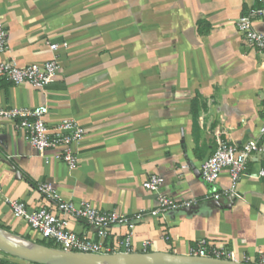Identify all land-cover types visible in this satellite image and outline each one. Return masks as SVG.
<instances>
[{
    "label": "crops",
    "instance_id": "0c3cea01",
    "mask_svg": "<svg viewBox=\"0 0 264 264\" xmlns=\"http://www.w3.org/2000/svg\"><path fill=\"white\" fill-rule=\"evenodd\" d=\"M256 7L258 0H0L8 32L2 61L59 63L43 90L0 78V108L46 106L51 128L74 119L86 130L74 147L77 167L69 169L54 151L38 153L12 123L0 122L2 230L39 239L13 216L11 202L30 210L53 206L37 190L51 183L62 201L89 202L133 222L134 253L189 256L207 240L242 264H257L264 253V177L252 176L264 170V154L249 162L238 197L207 199L231 181L224 172L206 185L200 175L218 140H259L264 53L251 50L236 28ZM256 28L264 33V22ZM151 175L164 178L161 194L196 202L156 214L158 195L143 188ZM68 230L99 240L83 221L69 219ZM129 232L127 225L111 227L106 246L119 252ZM0 263L33 264L3 253Z\"/></svg>",
    "mask_w": 264,
    "mask_h": 264
},
{
    "label": "built area",
    "instance_id": "2783aa9c",
    "mask_svg": "<svg viewBox=\"0 0 264 264\" xmlns=\"http://www.w3.org/2000/svg\"><path fill=\"white\" fill-rule=\"evenodd\" d=\"M258 3L259 7L251 8L238 19L236 28L251 50L264 53V33L256 28L257 22H264V0H258ZM50 49L52 52H56L59 46L51 45ZM7 50L8 32L0 22V78L15 86L28 84L40 90L45 89L54 81L59 70L57 60L53 59L44 65L34 64L20 67L14 61H2ZM48 113L49 109L46 106L0 108V122L12 123L16 129L22 132L24 140L38 153L45 154L48 151H54L59 161L63 162L69 169H75L78 157L74 147L81 143L86 135V130L74 119L63 120L56 127L51 128L45 120ZM263 137L264 121L259 128V140L241 145L226 140H218L215 152L201 165V179L206 185H215L222 174L227 172L231 181V188L207 196V199L218 201L222 196H237L236 186L244 177L248 176L249 162L256 155L264 154V145L260 142ZM252 177H264V170ZM163 184L164 178L159 175H151L143 184L145 190L158 195L156 214L190 208L196 202L194 200H176L161 194L160 189ZM37 190L53 206H41L38 209L30 210L25 202L16 200L11 202L12 213L16 219L24 220L41 240L52 242L56 246V250L89 255L134 253L131 248V237L135 225L124 215L117 212H102L89 202H82L77 206L72 202L62 201L51 183H40ZM69 219L83 221L94 228L99 240L94 241L87 237H80L69 231ZM115 225H127L130 231L125 240L118 243L119 252H114L105 244L110 234V228ZM150 244V241L143 243L144 251ZM189 256L242 264L233 252L222 245H215L207 240H201L197 248L191 250ZM257 264H264V253L260 255Z\"/></svg>",
    "mask_w": 264,
    "mask_h": 264
},
{
    "label": "water",
    "instance_id": "95a60500",
    "mask_svg": "<svg viewBox=\"0 0 264 264\" xmlns=\"http://www.w3.org/2000/svg\"><path fill=\"white\" fill-rule=\"evenodd\" d=\"M11 237L13 238H7L0 234V252L33 264H238L230 261L157 252L109 255L65 253L27 242L16 236Z\"/></svg>",
    "mask_w": 264,
    "mask_h": 264
},
{
    "label": "trees",
    "instance_id": "16d2710c",
    "mask_svg": "<svg viewBox=\"0 0 264 264\" xmlns=\"http://www.w3.org/2000/svg\"><path fill=\"white\" fill-rule=\"evenodd\" d=\"M0 229H3L2 227H0ZM26 240H28V239H26ZM35 243L37 244V245H39V246H43V247H46V248H49V249H55L56 248V246L52 243V242H48V241H46V240H41L40 238L39 239H37L36 241H35ZM1 253V252H0ZM6 255V254H5ZM7 256H9V255H7Z\"/></svg>",
    "mask_w": 264,
    "mask_h": 264
},
{
    "label": "bare ground",
    "instance_id": "6f19581e",
    "mask_svg": "<svg viewBox=\"0 0 264 264\" xmlns=\"http://www.w3.org/2000/svg\"><path fill=\"white\" fill-rule=\"evenodd\" d=\"M0 234H1V235H4V236L7 237V238H13V237H11V236H13V235H10V234L5 233V232H3V231H0Z\"/></svg>",
    "mask_w": 264,
    "mask_h": 264
},
{
    "label": "rangeland",
    "instance_id": "374dc122",
    "mask_svg": "<svg viewBox=\"0 0 264 264\" xmlns=\"http://www.w3.org/2000/svg\"><path fill=\"white\" fill-rule=\"evenodd\" d=\"M0 230L6 233V231H4V230H2V229H0ZM25 241H26V240H25ZM27 242H30V243L36 244L35 242H31V241H27ZM36 245H37V244H36Z\"/></svg>",
    "mask_w": 264,
    "mask_h": 264
}]
</instances>
